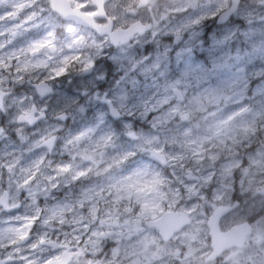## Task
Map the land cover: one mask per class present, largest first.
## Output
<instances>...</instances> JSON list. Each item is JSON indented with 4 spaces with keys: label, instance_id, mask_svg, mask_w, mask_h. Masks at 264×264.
I'll use <instances>...</instances> for the list:
<instances>
[{
    "label": "clouds",
    "instance_id": "9594fccd",
    "mask_svg": "<svg viewBox=\"0 0 264 264\" xmlns=\"http://www.w3.org/2000/svg\"><path fill=\"white\" fill-rule=\"evenodd\" d=\"M0 264H264V0H0Z\"/></svg>",
    "mask_w": 264,
    "mask_h": 264
}]
</instances>
